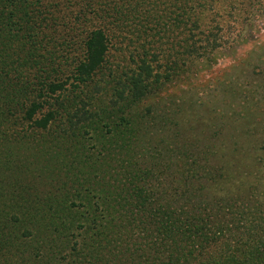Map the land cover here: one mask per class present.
Returning a JSON list of instances; mask_svg holds the SVG:
<instances>
[{
  "label": "trees",
  "instance_id": "trees-1",
  "mask_svg": "<svg viewBox=\"0 0 264 264\" xmlns=\"http://www.w3.org/2000/svg\"><path fill=\"white\" fill-rule=\"evenodd\" d=\"M144 1L0 0V145L20 140L33 157L22 168L21 160L12 166L0 161V168L28 177L34 188L0 194V264H91L102 259L103 245L92 248L90 233L102 235L106 227L120 233L112 220L145 215L171 252L132 264H264L259 202L206 193L223 176L211 161L213 150L200 160L175 161L169 174L140 169L133 158L136 143L153 131L137 108L160 87L150 64L158 53L150 50L158 44L161 54L164 38L175 32L166 78L178 84L188 63L212 60L220 38L203 28L205 0L167 1L174 18H155L157 35L148 33L154 25L144 26ZM79 46L80 53L70 55ZM119 102L125 104L117 117L97 112ZM15 121L28 128L8 134ZM89 132L106 145L103 152H85L83 133ZM94 195L106 205H92ZM128 250L110 255L125 264L146 254Z\"/></svg>",
  "mask_w": 264,
  "mask_h": 264
},
{
  "label": "rangeland",
  "instance_id": "rangeland-1",
  "mask_svg": "<svg viewBox=\"0 0 264 264\" xmlns=\"http://www.w3.org/2000/svg\"><path fill=\"white\" fill-rule=\"evenodd\" d=\"M167 1L173 0L143 2L141 11L149 15V21L144 26L147 29L153 25L155 27L148 30L149 34H158V27L154 23L158 16L174 18V8H164ZM200 1L203 0L196 2ZM204 3L205 8L200 10L204 15L201 16L204 19L202 24L205 33L220 37L212 52V60L196 66L188 63L182 77L184 79L175 84V77L166 78L167 73L170 76L172 73L169 66L173 64L166 60V56L175 54V46L170 43L175 32L170 31L164 38L168 43L162 47L161 54L158 44L155 46L158 48L150 50L158 53V59L150 64L153 68L151 76L159 75L160 87L155 95L137 108L139 112H146L144 123L153 131L143 135V139L140 138L136 143L137 150L133 158L138 162L140 169L161 170L164 174H169L175 173V161L183 162L186 156L199 159L204 152L213 150L214 152L210 153L213 158L211 161L215 168L222 171L223 176L219 182H211L209 188L207 186L210 192L206 193L213 199L240 196L256 200L259 202L258 209L264 213V0H205ZM167 29L168 27L164 31ZM77 52L80 53V46L72 50L70 55L73 56ZM116 55L117 53L111 58L113 64L119 62ZM70 58L69 56V61ZM127 62H131L130 58ZM28 78L30 79L29 76ZM106 104L107 102L103 103ZM124 104L125 102L116 105L111 103L110 107L105 110L97 109V112L112 113L117 117ZM11 127L14 130L6 129L8 134L28 128L26 125L23 128L18 121ZM106 130L107 128L104 129ZM216 132L223 134L219 137ZM91 134L83 133L85 152H103L106 145L99 144ZM212 144H215L214 148L210 147ZM23 145L27 143L23 144L20 140L6 146L0 145L2 165L12 166L14 162L21 160L22 165L18 162L22 168L24 164L32 161L31 151H24ZM5 149H8L7 152H4ZM5 153L9 154V157ZM129 154L131 152L127 150L125 155ZM168 159L170 162H166ZM9 173L0 168V194H6L10 192L7 190L14 188L15 191L22 188L34 191L28 177L16 174L17 177L10 173L8 178ZM98 176L106 179L107 172H101ZM169 178L175 183V177ZM13 181H16V184ZM92 202V205L98 207L106 205V201L99 203L95 195ZM79 204L82 203L77 201V206ZM217 218L218 214L214 215L212 220ZM122 221L124 223H120L121 220H112L109 223L112 227L119 226L123 232H114L106 227L102 235H88L92 248H98L100 243L103 245L100 249L102 255H96L102 259H93L91 264H122L123 258L116 261L110 253L121 256L125 248H129L128 251L135 255L146 253L138 259L126 260L125 264L145 261L146 258L148 261L153 254L168 256L171 252L167 246L169 242L162 243L161 235H156L154 224L149 221L147 215L136 216L134 220L128 216L122 217ZM147 255L150 257H146ZM93 256L95 258V255Z\"/></svg>",
  "mask_w": 264,
  "mask_h": 264
}]
</instances>
